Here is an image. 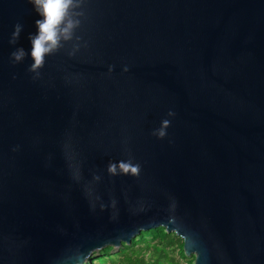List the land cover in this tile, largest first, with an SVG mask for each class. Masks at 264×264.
Returning <instances> with one entry per match:
<instances>
[{
	"label": "water",
	"instance_id": "1",
	"mask_svg": "<svg viewBox=\"0 0 264 264\" xmlns=\"http://www.w3.org/2000/svg\"><path fill=\"white\" fill-rule=\"evenodd\" d=\"M71 11L31 72L38 17L0 0V264H87L159 228L193 264H264V0Z\"/></svg>",
	"mask_w": 264,
	"mask_h": 264
},
{
	"label": "clouds",
	"instance_id": "2",
	"mask_svg": "<svg viewBox=\"0 0 264 264\" xmlns=\"http://www.w3.org/2000/svg\"><path fill=\"white\" fill-rule=\"evenodd\" d=\"M37 15L35 32L29 37L30 50L27 53L31 59L29 71L37 72L44 64L45 58L55 53L63 41L72 38L73 30L79 21L72 18V9L76 0H28ZM22 26L17 24L13 32V40L18 38ZM26 53L17 49L12 53L15 63L21 62ZM127 170V169H125ZM136 171L135 168L132 169Z\"/></svg>",
	"mask_w": 264,
	"mask_h": 264
},
{
	"label": "trees",
	"instance_id": "3",
	"mask_svg": "<svg viewBox=\"0 0 264 264\" xmlns=\"http://www.w3.org/2000/svg\"><path fill=\"white\" fill-rule=\"evenodd\" d=\"M111 247L102 250L100 257L95 262L102 264H180L179 260L193 264V258L184 256L183 242L174 234H167L163 228L142 232L131 241V244L122 245V249L114 254V258H109L112 252ZM178 252L179 259L171 253ZM106 257H108L107 260ZM92 261V260H91ZM87 264H94L93 262ZM103 261V262H101Z\"/></svg>",
	"mask_w": 264,
	"mask_h": 264
},
{
	"label": "rangeland",
	"instance_id": "4",
	"mask_svg": "<svg viewBox=\"0 0 264 264\" xmlns=\"http://www.w3.org/2000/svg\"><path fill=\"white\" fill-rule=\"evenodd\" d=\"M113 252H114V250H112V252L109 253V254H111V257H109V258H114L115 257L113 255L114 254ZM101 254H102V251H98V252L94 253L93 256H92V259H91L92 261L91 262H93L94 264H98L97 262H95V260H96V258L100 257ZM171 254L174 257H176L177 259H179V256H178V252L177 251H174ZM107 259H108V257H106L105 260H107ZM189 259H191V258H189ZM101 262H103V261H101ZM179 262H180V264H187L186 261L179 260ZM105 263H107V261L104 262V263H102V264H105Z\"/></svg>",
	"mask_w": 264,
	"mask_h": 264
}]
</instances>
